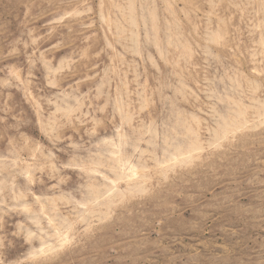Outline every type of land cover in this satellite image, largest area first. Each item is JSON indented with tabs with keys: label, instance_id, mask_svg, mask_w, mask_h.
Instances as JSON below:
<instances>
[{
	"label": "rangeland",
	"instance_id": "obj_1",
	"mask_svg": "<svg viewBox=\"0 0 264 264\" xmlns=\"http://www.w3.org/2000/svg\"><path fill=\"white\" fill-rule=\"evenodd\" d=\"M0 264H264V0H0Z\"/></svg>",
	"mask_w": 264,
	"mask_h": 264
},
{
	"label": "bare ground",
	"instance_id": "obj_2",
	"mask_svg": "<svg viewBox=\"0 0 264 264\" xmlns=\"http://www.w3.org/2000/svg\"><path fill=\"white\" fill-rule=\"evenodd\" d=\"M27 210V209H26Z\"/></svg>",
	"mask_w": 264,
	"mask_h": 264
}]
</instances>
